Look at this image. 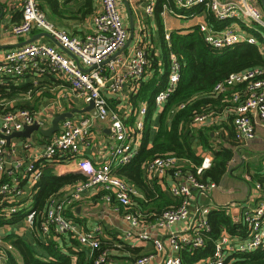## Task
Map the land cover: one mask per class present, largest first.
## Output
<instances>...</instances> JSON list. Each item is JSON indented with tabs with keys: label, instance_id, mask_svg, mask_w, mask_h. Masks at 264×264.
<instances>
[{
	"label": "built area",
	"instance_id": "built-area-1",
	"mask_svg": "<svg viewBox=\"0 0 264 264\" xmlns=\"http://www.w3.org/2000/svg\"><path fill=\"white\" fill-rule=\"evenodd\" d=\"M130 4L143 5V17L154 16L158 0H127ZM173 3L164 6V11L177 19H187L177 10H188L201 5L213 16L225 21L229 19L239 22V29L226 27L215 30L207 23L199 25L205 43L217 50L232 48L240 43L258 45L254 33L264 30V12L258 5L259 0H169ZM97 8L91 17V31L84 38H78L68 31L59 28L48 16L37 0H21L22 20L11 29L13 36L19 39L28 38L34 31L49 34L59 48L44 44L32 43L6 53L0 59V79H21L27 75L50 76L68 86L71 92L85 104H93L99 121L108 124L114 144L100 154L101 161L83 159L78 162V171L85 180L79 182L67 196L60 195L48 200L45 211L30 210L25 223L35 229V220L41 216L38 235L49 238L51 234L70 235L79 245L88 250L91 264H114L107 251H101L102 231L99 228L84 232L66 215V211L81 201L83 192L92 187L104 189L109 194L108 202H116L125 210V219L132 229L140 230L138 236L128 232L126 238L137 237L143 242L153 240L157 254L146 255L135 260L134 264H154L159 254L166 253L168 247L173 255L165 257L159 264H181L183 250L193 252L206 246L205 232L211 230L209 215L211 207L196 205L192 209V201L201 196H208L217 188V184L202 179L205 171L211 169L213 156L210 151L204 153L202 163L196 171L185 168L189 161L174 155L156 158L143 166L146 183L154 179L172 180L168 192L172 198L180 201L175 208L166 210L154 222L148 220L152 215L142 213L136 207L139 190L123 178L117 170L129 165L136 156L137 145L143 136L145 117L148 108L143 105L138 111L134 126L128 128L124 118L112 111L106 95L125 96L138 93L155 58L161 57L158 50L150 42L149 34L142 24L140 34L135 42L127 47L130 31L124 23L121 0H97ZM249 31H252L250 33ZM168 49V80L166 86L155 97V107L162 111L169 98L175 92L182 75L183 63L179 56L171 50V33H165ZM66 51L73 55L69 56ZM120 52V53H119ZM89 70V71H86ZM3 83V82H2ZM214 93L227 96L228 103L223 113L232 119L235 140L239 147H245L256 139L257 127L264 129V68L256 67L243 72L231 74L226 80L216 85ZM186 104L177 107L184 109ZM213 114H200L193 120V126L202 127L213 119ZM35 123L43 127V122L27 110L3 112L0 109V204L8 205L0 210V218L10 219L18 213L20 198L25 191L17 183L3 182V176L9 164L6 160L10 146L8 137L22 132L26 126ZM92 118L80 122L65 120L59 134H55L45 142L41 157L47 162L61 159H75L81 152V145L91 135ZM28 142L26 148H31ZM32 145V146H31ZM12 151L16 145H11ZM233 159L232 163H235ZM26 165V178L35 187L43 178V165L35 160L20 161ZM250 180V178H249ZM257 193L264 191V183L255 184ZM260 197V196H259ZM177 222H184L185 228L172 234L169 239L161 240L152 237L147 231L154 223L155 228L165 229ZM241 225L237 235L223 233L213 255L202 264H226L229 257L236 253H252L264 249V200L257 201L253 207L244 210L240 218L234 221ZM13 249L0 235V264H8V251Z\"/></svg>",
	"mask_w": 264,
	"mask_h": 264
},
{
	"label": "crops",
	"instance_id": "crops-1",
	"mask_svg": "<svg viewBox=\"0 0 264 264\" xmlns=\"http://www.w3.org/2000/svg\"><path fill=\"white\" fill-rule=\"evenodd\" d=\"M37 1L39 5L43 6L48 19L54 22L59 28L68 31L78 38H84L90 33L91 18L90 26L84 25L85 23L81 22V14L78 12V9L83 4L81 0H70L65 7L60 8L61 13L55 16L52 14L46 2L41 0ZM59 1L60 3L64 2V0ZM260 1L261 0L258 1V5L264 12ZM20 3L21 0H0V59L6 53L17 50V45L20 43L42 34L39 31H34L26 39H19L12 35V27L20 23L22 20ZM97 4L98 2L95 0V9L97 8ZM120 4L124 23L131 35L130 15L125 0H121ZM129 6L133 14L134 21V36L130 45L135 42V38L140 34L142 24H144L149 34L150 42L157 50L158 48L161 49L159 25L156 17L157 9L155 10L154 16L149 18L143 17L142 4L137 5L129 3ZM164 6L165 4L163 5V10L160 13V18L164 25V33L179 31L182 34H186L193 32L195 28H198L199 25L203 23L209 24L208 13L210 12L206 11V9L202 10L198 14H192L189 16L186 15L188 17L187 19H177L170 13L165 12ZM231 20L233 22L228 27L233 26L236 27V29H239V22L233 19ZM249 32L252 33V31ZM252 34H254V32ZM34 43H44L59 48L56 42L47 37H41ZM257 46L264 56V40L260 43L258 42ZM66 54L69 55L67 52ZM158 58L161 57L158 56ZM160 75H162V64H159L158 67V63L155 62L151 65L148 76L142 83V86L137 94L130 95L129 98L120 95H106L110 109L119 113L122 118H124L125 124L128 128L131 129V127L134 126V123L138 118L139 109L143 107V105H146L148 108V100H142L141 96L137 97L142 94V87H144L146 83L150 82L151 84L152 80L159 78ZM13 81V88H21L23 91H17V93L10 99L1 100L3 104L12 109L27 110L36 118V120L43 122V127L38 125V123H35L38 125L39 129L38 131L32 132L30 137H13L9 142L10 146L7 149L6 160L9 164L3 176V182L17 183L20 188L25 191L24 196L20 198L19 207V211L25 215L30 210L37 209L35 206V198L39 191V183L35 187L30 184L26 178V165H20L19 162H25L30 159L35 160L38 164L43 165L45 170L47 166L41 157L45 142L51 139L55 134H59L61 132L64 121H62L59 125L60 130L50 138L44 137L40 130H49L52 127L56 116L71 113L72 117L67 119L75 122H80L88 117L92 118L91 135L85 143H82L80 155H78L75 159L63 162L56 161L55 164L48 166L49 169H52L56 175L62 176L75 174L83 176L82 173L78 171V162L83 159H91V161L99 163L101 161L100 154L108 150L109 147L113 146L114 141L108 124L99 121L97 115H93L95 112L94 110H91L90 112L85 111L89 105L77 98L71 92L69 87L64 85L60 80H55L50 76L27 75L21 79H15ZM2 82L3 80L0 79V86ZM160 113V109H156L151 117L149 142L152 141L159 127ZM156 115H158L157 119L154 118ZM227 119L232 121V119L227 118L222 111L213 119L209 120L208 124L202 127H197L199 129L204 127H217L215 133L213 134V149L207 150L202 145H199L196 147L198 155L203 157L204 153L210 151L214 160L213 151L223 148L232 149L234 155L229 162L227 174L223 177L220 183H216L217 188L208 196H201L192 201V209L198 204L211 207L212 211L222 208L226 210L234 224L240 225L234 221L240 218L243 211L253 207L257 201L259 202L264 200V191L257 193L254 189L255 184L264 181V129L257 127L256 139L248 146L239 147L235 140V134L233 137L230 134L231 132L234 133V127L232 123L229 125V120ZM146 121L147 116L145 117L143 136L140 140V144H138L136 148L137 153L135 158L138 156L143 142ZM155 121L156 124H154ZM225 124L228 125L230 129H226ZM28 142L32 143L33 146L31 145V148H26L25 145ZM11 145H16V150L14 152L12 151ZM233 159H236V162L231 164ZM187 165L188 164L185 165V168ZM123 168L124 167L118 169L117 174ZM118 176L121 177L119 174ZM81 181L83 180H80L79 182ZM79 182L64 188L61 191L60 196L64 197L69 195ZM172 182V180H165L163 182L159 179H154L151 183L147 184L149 188L153 189L158 194L159 192H162L164 195L171 197L168 192V185ZM134 186L137 187L136 185ZM137 189L139 190L140 196L136 199V203L138 204L139 201L146 202L145 204L147 205L144 209L146 211L150 210L152 205L148 202L147 197L145 196L146 194L138 187ZM108 194L109 193L107 191L101 188H88L83 192L81 201L69 208L66 211V215L76 223L79 229L84 232H90L96 228H99L102 231V246L105 247V251H107L110 258L114 261V264H134L135 260L139 257L157 254L153 240L143 242L137 237H134L133 239L126 238V234L128 232L131 231L135 236H138L140 230H134L131 228L129 222L125 219V210L120 207L119 204L116 202H108L106 200V196ZM148 225L150 228L147 231H150L152 237L161 240H167L172 234H175L185 228L184 222H177L171 225V227L165 229L155 228L154 223H150ZM209 233L210 231L204 233L205 241L208 239L207 235H209ZM223 233L228 232L224 230L222 234ZM0 235L3 238L10 235H16L22 239L26 245L40 254L45 253V247L50 245V243L55 244L56 247L64 253L69 252V247L71 246L70 239L72 238L67 234H51L49 238L45 239L44 237L36 234L24 220L12 226H3L0 228ZM73 249L77 251H85L89 256L90 252L82 248L80 245H75ZM12 251L13 250H11V252ZM180 254L181 252L176 253L175 256H180ZM171 255H173V251L170 247H168V251L166 253H162L157 256L154 264H159L165 257ZM201 261L198 262V264H202Z\"/></svg>",
	"mask_w": 264,
	"mask_h": 264
},
{
	"label": "trees",
	"instance_id": "trees-1",
	"mask_svg": "<svg viewBox=\"0 0 264 264\" xmlns=\"http://www.w3.org/2000/svg\"><path fill=\"white\" fill-rule=\"evenodd\" d=\"M46 2L52 14L58 15L61 7H65L70 0H64L60 3L59 0H41ZM82 6L78 9L80 14H83L82 19L91 16L95 12V0H81ZM261 2V1H260ZM169 5L174 8L173 3L169 0H158L156 7V17L159 25V33L161 39V58L155 59L153 63L162 64V75L159 78L152 80L151 84L146 83L142 87V94L137 96L141 99L148 100V115L146 121V129L144 132L143 142L138 156L134 161L119 171L121 178L126 179L130 183L136 185L147 197L148 202L152 205L151 209L146 211L144 207L146 202L139 201L136 207L146 215H152L148 218L154 222L157 217L168 210L179 205L178 199L168 197L164 193L159 194L149 188L145 180L143 166L159 157L174 155L182 160H187L190 163L186 166V170L190 172L196 171V167L202 163V157L197 154L196 147L202 145L205 149H213V134L217 127L197 128L193 126V120L200 114H220L228 103L227 96H220L214 93V88L217 84L226 80L231 74L243 72L256 67L264 68V56L256 45L246 43L237 44L232 48L221 50L209 47L203 38L202 33L198 28L193 32L182 34L179 31L171 33V50L175 52L183 63L181 80L164 106L159 116V127L157 132L150 141V123L151 117L156 110L155 97L167 84L168 80V49L165 41L164 25L160 18V13L163 10V5ZM43 9V6L40 5ZM204 7L201 5L195 6L189 10H177L182 15L198 14ZM233 21L231 19L220 21L216 19L212 13H208V23L215 30H223L228 27ZM263 41V39H261ZM162 62V63H161ZM160 72V71H159ZM12 78H4L0 86V109L3 112L17 111L3 104L1 100L10 99L17 91L23 89L13 88ZM11 88V89H10ZM10 89V91H9ZM12 90V91H11ZM186 104V107L177 110V107ZM23 108V107H21ZM229 120V119H227ZM229 125L232 123L229 120ZM233 125V124H232ZM225 128L229 126L225 124ZM232 128V127H231ZM230 129V128H229ZM233 131V130H232ZM233 137L234 133H230ZM214 160L211 169L205 171L202 176L204 181L220 183L223 177L227 174L229 162L233 158V150L223 148L213 151ZM63 162L64 160H59ZM54 162H47L48 167ZM44 170V175L39 182V191L35 198V206L41 212L45 211L48 200L51 197L60 195L61 191L71 185L76 184L80 180H85V177L67 174L56 175L52 169ZM264 183V181H261ZM8 205L0 204V210L6 209ZM26 214L21 211L14 214L10 219L0 218V228L3 226H12L24 220ZM41 216L35 220L34 232L38 234L41 222ZM210 233L206 240V246L201 249H196L192 253L184 250L181 251V264H198L203 259L213 255L216 247V242L220 238L222 232L226 230L229 234H238L241 225L233 223L225 209L214 210L209 215ZM6 242H10L13 251H8V264H91V261L85 251L74 250L75 245H79L78 241L71 238V246L69 252H62L55 244L45 247V253L40 254L36 250L30 248L26 243L16 235L4 237ZM101 251H105L102 246ZM226 264H264V249H258L252 253H236L229 257Z\"/></svg>",
	"mask_w": 264,
	"mask_h": 264
},
{
	"label": "water",
	"instance_id": "water-1",
	"mask_svg": "<svg viewBox=\"0 0 264 264\" xmlns=\"http://www.w3.org/2000/svg\"><path fill=\"white\" fill-rule=\"evenodd\" d=\"M125 3H126V6H127V9L129 11V15H130V29H131V35H130V38H129V41L127 43V47L130 45V43L132 42V39H133V36H134V21H133V14H132V11L130 9V6H129V3L127 0H125ZM261 4H262V7L264 9V0H261ZM41 37H47L49 39H51L52 41L56 42L49 34L47 33H42L40 35H37L35 36L34 38L30 39V40H27V41H24L22 43H20L19 45H17V48L19 47H22V46H25V45H28V44H32L34 43L37 39L41 38ZM67 52V51H66ZM70 56L73 57V55L69 52H67ZM120 53V52H119ZM86 71H89V70H86ZM91 110H94L95 112L93 113V115H97L96 114V110H95V107L93 104H90L85 111H88L90 112ZM72 117V114L71 113H66V114H63V115H60V116H56L54 118V121H53V124H52V127L49 129V130H40L41 134L44 136V137H47V138H50L52 137L56 132H58L60 130V123L62 121H65L67 118H71ZM39 127L37 124L35 125H32V126H26L25 129L22 131V132H18V133H15L13 134L11 137H8V142L11 141V139L13 137H30V134L34 131H38Z\"/></svg>",
	"mask_w": 264,
	"mask_h": 264
},
{
	"label": "rangeland",
	"instance_id": "rangeland-1",
	"mask_svg": "<svg viewBox=\"0 0 264 264\" xmlns=\"http://www.w3.org/2000/svg\"><path fill=\"white\" fill-rule=\"evenodd\" d=\"M73 1H75V0H73ZM74 3H76V2H74ZM81 16L83 17V14H81ZM82 17H81V19H82ZM90 18H91V16H88L87 19H82L81 22L85 23L84 25L90 26ZM260 31H261L260 33H254L253 34L254 38L257 39V41L259 43L262 42L261 39L264 40V30L261 29ZM154 118L157 119L158 115H156ZM154 124H156V121L154 122Z\"/></svg>",
	"mask_w": 264,
	"mask_h": 264
}]
</instances>
